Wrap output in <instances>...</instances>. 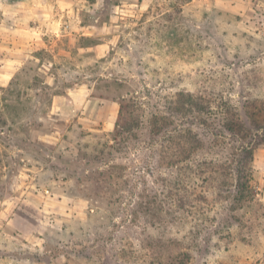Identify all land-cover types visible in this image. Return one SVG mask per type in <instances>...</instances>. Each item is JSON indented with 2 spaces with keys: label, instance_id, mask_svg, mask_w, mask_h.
Wrapping results in <instances>:
<instances>
[{
  "label": "rangeland",
  "instance_id": "obj_1",
  "mask_svg": "<svg viewBox=\"0 0 264 264\" xmlns=\"http://www.w3.org/2000/svg\"><path fill=\"white\" fill-rule=\"evenodd\" d=\"M70 1L0 83V264H264V0Z\"/></svg>",
  "mask_w": 264,
  "mask_h": 264
},
{
  "label": "crops",
  "instance_id": "obj_2",
  "mask_svg": "<svg viewBox=\"0 0 264 264\" xmlns=\"http://www.w3.org/2000/svg\"><path fill=\"white\" fill-rule=\"evenodd\" d=\"M71 2L70 0H0V48L3 50L10 47L21 52L11 61L0 59V83L4 84L10 80L22 62L20 55L35 47L39 33L49 30L62 32L63 28H69L70 21L67 18H73L75 14L71 11ZM108 104V102L104 103L103 107ZM104 119L102 125L105 126L114 122L113 118Z\"/></svg>",
  "mask_w": 264,
  "mask_h": 264
},
{
  "label": "trees",
  "instance_id": "obj_3",
  "mask_svg": "<svg viewBox=\"0 0 264 264\" xmlns=\"http://www.w3.org/2000/svg\"><path fill=\"white\" fill-rule=\"evenodd\" d=\"M177 95L180 96V103L182 108H184L185 106H189V109L195 108L196 102H195V97L194 95H192L191 93H177ZM178 96V97H179ZM128 101L124 102V98H122V101L119 103V110L118 113L119 115L122 112V108L123 106H129L128 105ZM131 108H132V104H131ZM117 125V122L115 123V126ZM227 130L231 132V134L233 136L236 137H241V135L243 134V126L241 125L240 121L238 118L234 117V118H230L229 120V124L227 125ZM174 134V135H173ZM168 137L166 138L167 141V145L164 148V150H162V153L165 154L164 157H166L167 163L166 164H170V165H174V166H179V164L183 163L193 152L194 149H196L195 147V141H194V135H193V131L191 129L188 128H184V129H179L176 127H174L173 129H171L168 133H167ZM195 143V144H194ZM200 164L202 165H210V170L208 171L207 175L208 177L210 174H215L216 172H218L217 168H214L213 165L214 163L212 161H203ZM216 164V163H215ZM219 170H221L220 172H227L228 176L231 174L230 173V168L228 166V164L225 162V164H217ZM200 165H198L197 167H199ZM221 167V168H220ZM192 168H190L191 170ZM199 171H202V168H198ZM245 169V165H242L240 167V169L238 168V178L236 179V183L233 185L236 188V193H237V197L238 199H242L244 197V193H245V180L243 178V175H241V173L243 172V170ZM203 176V177H205Z\"/></svg>",
  "mask_w": 264,
  "mask_h": 264
}]
</instances>
